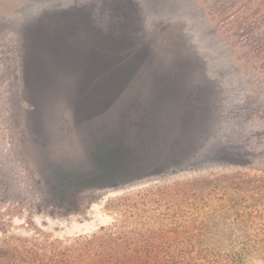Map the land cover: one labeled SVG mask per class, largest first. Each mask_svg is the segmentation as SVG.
I'll list each match as a JSON object with an SVG mask.
<instances>
[{"label": "rangeland", "instance_id": "obj_1", "mask_svg": "<svg viewBox=\"0 0 264 264\" xmlns=\"http://www.w3.org/2000/svg\"><path fill=\"white\" fill-rule=\"evenodd\" d=\"M261 173L264 0H0V264Z\"/></svg>", "mask_w": 264, "mask_h": 264}, {"label": "trees", "instance_id": "obj_2", "mask_svg": "<svg viewBox=\"0 0 264 264\" xmlns=\"http://www.w3.org/2000/svg\"><path fill=\"white\" fill-rule=\"evenodd\" d=\"M252 179L206 196L177 188L169 202L164 185L124 192L108 201L114 222L74 237L51 261L34 253L32 264H247L264 255V173Z\"/></svg>", "mask_w": 264, "mask_h": 264}]
</instances>
